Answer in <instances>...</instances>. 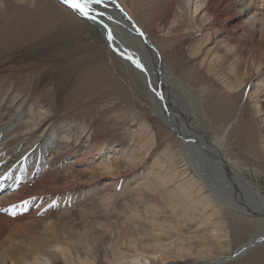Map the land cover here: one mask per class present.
<instances>
[{"label":"rangeland","instance_id":"rangeland-1","mask_svg":"<svg viewBox=\"0 0 264 264\" xmlns=\"http://www.w3.org/2000/svg\"><path fill=\"white\" fill-rule=\"evenodd\" d=\"M115 1L186 86L185 95L176 94L185 101L179 103L187 106L188 123L207 138L222 135L232 124L225 147L264 175V130L251 101L252 92L257 95L262 87L253 90L252 75L236 65L238 46L247 55L253 43L264 42V33L243 25L247 8L234 0H207L204 12L199 7L204 0ZM125 67L101 33L62 0H0V131L12 123L7 134H0V159H14L30 147L35 159L44 142L53 144L32 193L20 195L10 207L15 205L18 214L28 201L23 224L31 223L29 232L34 221L45 219L67 236L71 228L63 222L75 220L76 236L90 245L80 256L93 258V264H112L119 248L127 262L137 249L157 255L145 264H217L231 257L252 236L264 234V219L227 208L221 214L212 207V224L185 215L188 202L167 191L193 174L179 140L154 113L141 79ZM197 112L203 115L199 126L193 119ZM250 141L259 159L249 153ZM111 155L119 165L114 173L103 172ZM159 174L173 180L159 182ZM115 176L117 184L107 185ZM74 183L83 187L73 189ZM259 183L264 191V179ZM106 193L116 196L104 208ZM32 241L27 240L29 247ZM247 252L223 264H264V243Z\"/></svg>","mask_w":264,"mask_h":264},{"label":"bare ground","instance_id":"bare-ground-1","mask_svg":"<svg viewBox=\"0 0 264 264\" xmlns=\"http://www.w3.org/2000/svg\"><path fill=\"white\" fill-rule=\"evenodd\" d=\"M234 3L239 6H245L248 10V13L245 14L247 18L243 21V25L246 28H251L255 33H264V20L261 18L264 17V2H261V0H234ZM97 7L99 8L100 6ZM199 7L206 9L207 0H204ZM204 9L202 12H204ZM102 10L105 12V15L101 19L105 22L104 25H107V28L103 27L100 23H93L90 20H87V22L101 33L117 59L135 76L141 79L147 94L154 104V113L179 140L183 160L190 169V174H193L189 182L174 183V190L172 193L167 191L169 192L168 195L173 194L177 199H185L188 202L185 215L191 216L194 220L200 221V223L207 221L212 224L211 214L208 217L210 207L221 214L224 208H227L245 218L264 219V191L259 183L264 179V175L257 168L247 165L246 160L242 156L232 154L225 147L232 124L226 128L222 135L207 138L201 129L199 130L188 123L187 115L189 113L187 106L183 107L179 103V100L185 101L179 98V94H176L177 91H181L185 95L187 88L168 69L156 44L137 26L119 2H110L107 9ZM222 11L227 12V8L222 9ZM243 12L245 11L242 9V11L237 13L241 16ZM109 16L111 19H108ZM111 25L114 26V29ZM259 26L260 29H258ZM109 30L112 34L111 39L108 36ZM145 41L152 44L157 53L147 48L144 45ZM241 47L242 45L237 47L236 65L245 67L249 74L252 75L253 90L262 87L257 92V95H255V91L252 92L251 101L254 104L255 115L260 123V127L264 130V80H259L264 78V42L256 41V43H253L251 47L252 51L247 55L245 53L241 54ZM158 56L162 59L160 70ZM136 60H139L144 66L143 69L136 66L134 63ZM160 74L164 85L163 99H161V96L155 90ZM164 102L168 112L165 111ZM202 116L197 112L195 115L197 119L193 118L195 122L198 121V126L200 125ZM18 121H20V117ZM11 125L12 123L6 125L3 131H0V134H7L12 129ZM245 129L247 134L252 135V132L248 131V126L245 125ZM177 134L182 136V140ZM251 143L252 141L246 147H248L249 153L253 157L259 159L261 153L256 143L253 142V145L250 147ZM94 146L92 145L91 148ZM40 147L35 159H33L34 150L31 147L28 150L22 151L20 155H16L14 159H0V196L8 191L9 194L13 193L0 199V209L9 208L10 205L20 199V195H22V198H25L28 193H32L30 192L32 188L31 184H34V179L43 170L46 163L45 158H47V153L51 152L53 144L51 142H44ZM94 150L95 148L92 151ZM111 157L112 155L109 158ZM169 160H172V158L170 157ZM118 165L119 161L113 157V159L111 158L104 162L102 171L114 173L113 171L116 170ZM156 178L159 182L161 178L162 180L167 178L170 181L173 180L171 176L168 175L167 177L162 174H159ZM118 179L119 177L115 176V178L109 180L108 183L110 184L107 185L115 186ZM79 186L83 187L81 183H74L73 189ZM36 190L38 191V189ZM38 192L42 194L44 190ZM102 196L104 197L103 207L107 208L111 205L116 194L106 193L102 194ZM35 203L36 206L41 205L40 209L43 210L41 200ZM28 209L29 206L27 204L15 216L11 212L0 211V264H58L59 261L67 263L74 257L79 260V264H93V258L87 256V258H82L80 256L81 250L90 251V245H83V239L76 236L78 232L73 229L75 220L63 222L71 228L67 236L63 233V229L58 228V225H50L45 219L34 221L35 227L29 232L30 230H26L29 229L28 226L31 228V223L27 222L23 224V221H27L28 219L26 218L28 215L25 217L26 214H29L27 213ZM13 210L15 211V208ZM17 222L21 223H18L17 230L14 232L11 228ZM33 234L35 238H33ZM27 240H33L30 247ZM262 243H264V234L252 236L244 244L240 245L231 257L224 258L225 260L221 258L222 263L220 261L217 264L228 263L235 257L241 258L242 255L244 256L248 253L247 251L250 248ZM78 245L82 246L79 247ZM149 245L155 247L159 243H151ZM131 246L133 248H140L137 241H132ZM72 254L74 257H72ZM135 254L136 257L127 262L124 251L119 248L112 264H145L151 263V259L157 257V255L146 254L138 249L135 251ZM160 257L161 261L165 259L164 255Z\"/></svg>","mask_w":264,"mask_h":264},{"label":"snow or ice","instance_id":"snow-or-ice-1","mask_svg":"<svg viewBox=\"0 0 264 264\" xmlns=\"http://www.w3.org/2000/svg\"><path fill=\"white\" fill-rule=\"evenodd\" d=\"M114 3L115 0H62V3L67 5L70 9L79 14V16L85 18L86 20H90L93 23H100L103 27L107 28V25L103 24V20L101 19L105 12L102 9H107L109 3ZM97 6H100L99 8ZM108 19H111L109 16ZM143 35V33H141ZM109 39L112 38L111 31L108 32ZM137 67L143 69V65L139 60L134 61ZM161 99L163 97L161 96ZM28 201H24V204L27 205ZM15 205L9 208L0 209V211L11 212L13 216L17 215V213L13 210ZM26 210V209H25Z\"/></svg>","mask_w":264,"mask_h":264},{"label":"water","instance_id":"water-1","mask_svg":"<svg viewBox=\"0 0 264 264\" xmlns=\"http://www.w3.org/2000/svg\"><path fill=\"white\" fill-rule=\"evenodd\" d=\"M103 24H105V22H103ZM111 26H113V25H111ZM113 29H114V26H113ZM115 31V30H114ZM117 33V32H116ZM115 34V33H114ZM117 35H118V33H117ZM117 35H115V36H117ZM118 38V37H117ZM119 39V38H118ZM120 40V39H119ZM144 45L147 47V48H149V49H151V50H153L155 53H157V50L152 46V44H150V43H148L147 41H145L144 42ZM158 62H159V70L161 69V66H162V59H161V57L160 56H158ZM160 72V71H159ZM155 90H156V92H157V94L159 95V96H162V97H164V85H163V79H162V76H161V74L159 75V81H158V85H157V88H155ZM163 106H164V108H165V111L166 112H168V109L166 108V104H165V102L163 103ZM178 135V137L182 140V136L180 135V134H177ZM236 258H234V259H232V260H230V261H233V260H235Z\"/></svg>","mask_w":264,"mask_h":264}]
</instances>
